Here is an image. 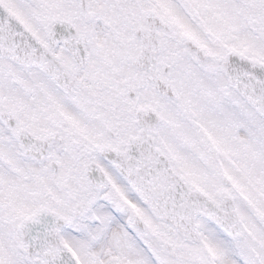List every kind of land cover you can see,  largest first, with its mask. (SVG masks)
Instances as JSON below:
<instances>
[{
	"label": "snow or ice",
	"instance_id": "obj_1",
	"mask_svg": "<svg viewBox=\"0 0 264 264\" xmlns=\"http://www.w3.org/2000/svg\"><path fill=\"white\" fill-rule=\"evenodd\" d=\"M0 264H264V0H0Z\"/></svg>",
	"mask_w": 264,
	"mask_h": 264
}]
</instances>
